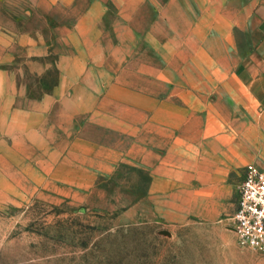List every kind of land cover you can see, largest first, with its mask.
<instances>
[{
  "label": "crops",
  "instance_id": "0c3cea01",
  "mask_svg": "<svg viewBox=\"0 0 264 264\" xmlns=\"http://www.w3.org/2000/svg\"><path fill=\"white\" fill-rule=\"evenodd\" d=\"M0 4L14 9L8 22L16 26L5 37L29 71L42 75L55 56L60 74L50 93L17 106L24 95L0 70L2 111L11 127L34 136L32 150L57 159L70 149L71 130L107 120L110 143L93 133L76 144L112 152L124 143L166 189L181 184L189 192L196 183L193 193L206 195L219 190L230 167L243 166V180L247 166L264 169V0ZM37 18L42 26L26 27Z\"/></svg>",
  "mask_w": 264,
  "mask_h": 264
},
{
  "label": "rangeland",
  "instance_id": "374dc122",
  "mask_svg": "<svg viewBox=\"0 0 264 264\" xmlns=\"http://www.w3.org/2000/svg\"><path fill=\"white\" fill-rule=\"evenodd\" d=\"M13 13L0 4L6 59L0 70L17 81L21 106L50 93L60 74L55 56L42 75L29 71L22 50L5 37L16 26L8 22ZM39 21L26 27H40ZM2 97L0 91V264H264V255L242 247L232 229L243 166L230 167L217 192L193 193L196 183L189 192L181 184L166 189L124 143L112 152L76 144L93 133L109 141L107 120L101 128L83 121L71 130L69 151L51 160L31 149L30 132L11 127Z\"/></svg>",
  "mask_w": 264,
  "mask_h": 264
},
{
  "label": "built area",
  "instance_id": "2783aa9c",
  "mask_svg": "<svg viewBox=\"0 0 264 264\" xmlns=\"http://www.w3.org/2000/svg\"><path fill=\"white\" fill-rule=\"evenodd\" d=\"M233 231L242 247L264 255V169L249 165L239 187Z\"/></svg>",
  "mask_w": 264,
  "mask_h": 264
}]
</instances>
